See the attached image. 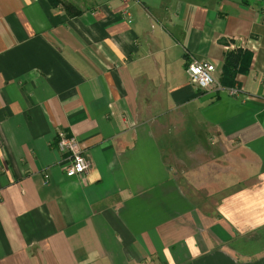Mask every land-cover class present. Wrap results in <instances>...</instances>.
<instances>
[{
	"label": "crops",
	"instance_id": "0c3cea01",
	"mask_svg": "<svg viewBox=\"0 0 264 264\" xmlns=\"http://www.w3.org/2000/svg\"><path fill=\"white\" fill-rule=\"evenodd\" d=\"M246 2L0 0V264H264V0ZM235 47L246 99L190 82L191 58L218 81Z\"/></svg>",
	"mask_w": 264,
	"mask_h": 264
},
{
	"label": "built area",
	"instance_id": "2783aa9c",
	"mask_svg": "<svg viewBox=\"0 0 264 264\" xmlns=\"http://www.w3.org/2000/svg\"><path fill=\"white\" fill-rule=\"evenodd\" d=\"M128 17V13L124 12ZM256 42H250L248 48L254 50ZM216 66L206 60L191 58L186 65V72L190 82L200 89H213L218 93L226 94L240 99H246L247 95L238 86L224 87L215 78ZM56 145L66 156L67 164L64 167L66 176H78L84 174L90 165L89 159L83 154L81 144L74 135H67L62 130L56 132Z\"/></svg>",
	"mask_w": 264,
	"mask_h": 264
},
{
	"label": "trees",
	"instance_id": "16d2710c",
	"mask_svg": "<svg viewBox=\"0 0 264 264\" xmlns=\"http://www.w3.org/2000/svg\"><path fill=\"white\" fill-rule=\"evenodd\" d=\"M241 1L246 2V0ZM220 41L224 45L229 42L227 40ZM251 57V52L244 48L235 47L233 49L225 50L223 54L221 70L218 77V83L224 87H231L236 85V75L246 74L248 72L251 63Z\"/></svg>",
	"mask_w": 264,
	"mask_h": 264
},
{
	"label": "rangeland",
	"instance_id": "374dc122",
	"mask_svg": "<svg viewBox=\"0 0 264 264\" xmlns=\"http://www.w3.org/2000/svg\"><path fill=\"white\" fill-rule=\"evenodd\" d=\"M219 169L221 170V169H222V167H219Z\"/></svg>",
	"mask_w": 264,
	"mask_h": 264
}]
</instances>
